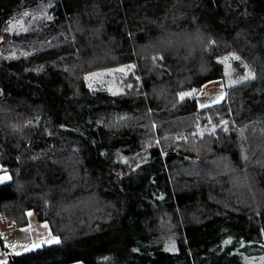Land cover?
<instances>
[{
	"label": "trees",
	"instance_id": "16d2710c",
	"mask_svg": "<svg viewBox=\"0 0 264 264\" xmlns=\"http://www.w3.org/2000/svg\"><path fill=\"white\" fill-rule=\"evenodd\" d=\"M0 37V213L60 239L10 264L264 260V0H0Z\"/></svg>",
	"mask_w": 264,
	"mask_h": 264
},
{
	"label": "rangeland",
	"instance_id": "374dc122",
	"mask_svg": "<svg viewBox=\"0 0 264 264\" xmlns=\"http://www.w3.org/2000/svg\"><path fill=\"white\" fill-rule=\"evenodd\" d=\"M3 41H4V38L0 37V49H1V44L3 43ZM141 48H144V47H141ZM100 76L101 75H97V74L91 75L92 78H91L90 84L95 85V83L97 81H99ZM227 95H228V90L225 86L224 81L223 80H216V81H212V82L207 83L205 86H203L201 88V90L197 94H189V97H190L191 101L193 103H196L199 108H203V107H208V106L218 104V103L225 101ZM0 171L5 172V170L2 168H0ZM29 174H30L29 170L26 171V169L14 170L11 173L6 174L3 177V180L6 181L11 177H14V178L17 177L18 178V177H23V176H26ZM0 176H3V174H1ZM29 212H32V214H35L33 211H29ZM28 213H27V216H28ZM3 219H6L8 221V223L6 224L7 225L6 228H13V227L17 228L18 227V229L20 228V230L25 231V233L27 232L29 236H30L29 232H32L30 229H27V227H29L28 226L29 225L28 217H27L26 225L19 226L15 223V221L13 219H11L5 215H2L0 213V255H2V252L6 254L7 250L3 246H5L7 248V244H8V242H7L8 236H4V232H3V230L6 229L3 225ZM25 242L26 243L29 242V245H31L30 238L28 240H26ZM1 243H3V246ZM45 245H49V244H45ZM35 249H37V248H34L33 250H35ZM166 251L171 252V253H176L178 251V247L176 244L171 243L166 247ZM263 261L264 260L262 257L258 261L256 259H253L251 261H247V264H264V263H262Z\"/></svg>",
	"mask_w": 264,
	"mask_h": 264
},
{
	"label": "crops",
	"instance_id": "0c3cea01",
	"mask_svg": "<svg viewBox=\"0 0 264 264\" xmlns=\"http://www.w3.org/2000/svg\"><path fill=\"white\" fill-rule=\"evenodd\" d=\"M11 172L12 171H6L0 173V175L3 174V176H0V186L8 184L17 178L11 177L6 181L3 180V177ZM27 217L29 220V227H27V229H30L32 231L29 232L30 236L27 232L25 233V231L20 230V228L18 229V227L6 228L7 225L3 223L4 227L6 228L3 230V232L4 236H8V244L6 248L5 246H3V243H1L2 246L7 250V252L6 254L2 252V255H0V264H10V255H21L33 251L34 248L39 249L45 244H49V246H51L60 243V239L53 235L47 223L40 222L37 219V216L35 214H32V212H29ZM29 238L31 241V245H29V242H25ZM72 264L82 263L76 262Z\"/></svg>",
	"mask_w": 264,
	"mask_h": 264
},
{
	"label": "built area",
	"instance_id": "2783aa9c",
	"mask_svg": "<svg viewBox=\"0 0 264 264\" xmlns=\"http://www.w3.org/2000/svg\"><path fill=\"white\" fill-rule=\"evenodd\" d=\"M3 223L7 224V223H8V221H7L6 219H3Z\"/></svg>",
	"mask_w": 264,
	"mask_h": 264
}]
</instances>
